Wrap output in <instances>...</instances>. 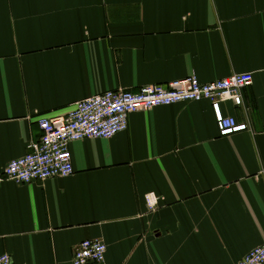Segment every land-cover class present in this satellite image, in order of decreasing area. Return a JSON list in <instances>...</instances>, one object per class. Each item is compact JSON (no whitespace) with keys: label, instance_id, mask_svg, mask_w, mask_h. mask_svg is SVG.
I'll use <instances>...</instances> for the list:
<instances>
[{"label":"crops","instance_id":"0c3cea01","mask_svg":"<svg viewBox=\"0 0 264 264\" xmlns=\"http://www.w3.org/2000/svg\"><path fill=\"white\" fill-rule=\"evenodd\" d=\"M246 72L222 103L245 131L220 136L209 100L163 105L72 141L70 176L0 180V255L73 264L98 239L99 264H239L264 243V0H0V173L80 100Z\"/></svg>","mask_w":264,"mask_h":264},{"label":"built area","instance_id":"2783aa9c","mask_svg":"<svg viewBox=\"0 0 264 264\" xmlns=\"http://www.w3.org/2000/svg\"><path fill=\"white\" fill-rule=\"evenodd\" d=\"M254 81L252 73H234L229 77L202 82L197 76L177 79L169 83L145 85L139 90H106L78 101L74 108L61 117H40L42 134L28 143V152L9 162L0 180L18 183L44 181L66 177L74 173L72 141L86 138H112L129 126V116L137 111H148L158 106L188 101L209 100L215 115L219 135L230 136L249 129L223 112L222 103L231 100L242 105L241 91ZM159 197L146 195L147 207H158ZM107 245L98 239L80 243L72 257L73 264H99L105 261ZM0 264H14L9 253L0 255ZM239 264H264V244L245 254Z\"/></svg>","mask_w":264,"mask_h":264},{"label":"rangeland","instance_id":"374dc122","mask_svg":"<svg viewBox=\"0 0 264 264\" xmlns=\"http://www.w3.org/2000/svg\"><path fill=\"white\" fill-rule=\"evenodd\" d=\"M264 244V243H263ZM262 245V244H261ZM258 246H260V245H258Z\"/></svg>","mask_w":264,"mask_h":264}]
</instances>
